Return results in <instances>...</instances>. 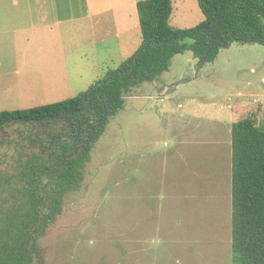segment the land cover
I'll list each match as a JSON object with an SVG mask.
<instances>
[{"label": "rangeland", "instance_id": "1", "mask_svg": "<svg viewBox=\"0 0 264 264\" xmlns=\"http://www.w3.org/2000/svg\"><path fill=\"white\" fill-rule=\"evenodd\" d=\"M137 11L132 4L109 12L126 27L120 39L92 38L83 19L73 33L63 27L61 36L32 43L28 34L1 40L0 112L76 97L104 79L143 44L133 26ZM204 19L197 0H173L172 27L194 28ZM192 53L176 55L154 83L126 96L92 149L83 186L67 195L63 213L41 238L36 264H134L137 256L139 264H232V124L256 112L264 129V44L233 42L199 73L190 68L159 109L140 114L151 101L136 100V88L158 92L153 85L178 81ZM12 131L0 132V141ZM136 190L144 197L139 204L132 203ZM163 190L177 192L165 230L153 231L143 247L131 245V225L146 223L139 215L163 200L153 199ZM110 191L132 193L107 198Z\"/></svg>", "mask_w": 264, "mask_h": 264}, {"label": "trees", "instance_id": "2", "mask_svg": "<svg viewBox=\"0 0 264 264\" xmlns=\"http://www.w3.org/2000/svg\"><path fill=\"white\" fill-rule=\"evenodd\" d=\"M205 19L170 25L173 0H139L143 44L76 97L0 112V264H36L39 244L81 189L95 143L126 96L191 50L203 67L233 42L264 44V0H197ZM192 39L191 45L186 43ZM232 264H264V129L256 112L232 124ZM4 147V151L1 148Z\"/></svg>", "mask_w": 264, "mask_h": 264}, {"label": "crops", "instance_id": "3", "mask_svg": "<svg viewBox=\"0 0 264 264\" xmlns=\"http://www.w3.org/2000/svg\"><path fill=\"white\" fill-rule=\"evenodd\" d=\"M132 4H135V8H137V2H135V0H0V42L5 38L11 37V35L17 36L28 34L27 41L28 43H32L36 40H41V38L44 39L46 36L53 33H58L57 36H61L63 27L67 30V33H73L76 30V27H74L75 22L83 19L90 23L92 38H94L96 33L99 37L104 38L114 35L120 39L123 32L126 30V27L119 23L116 24L115 20H112L110 17L109 12H112L117 8H127V6ZM133 26L135 28H140L139 15L137 19H135ZM174 58L175 56L172 60ZM186 59L188 66L185 67L184 72L178 81L173 83H162L160 87L153 85L152 89L155 87L160 88L158 92H153V90L149 92L150 89L143 90L142 86L136 88L137 90L134 95H132L136 100L146 99L151 101L149 106H140V114L147 113V109L149 108L155 109L157 107L159 109L164 99H170L177 93L178 88L181 86L180 81L185 78L188 70L198 66V61L193 53L191 57H187ZM200 70L201 67H199L197 72L199 73ZM152 83H154V81ZM172 85H174V90L172 87H169ZM163 112L168 113L167 110H164ZM165 191L166 190L156 193L157 197L153 199L163 200H152L148 207V214L144 216L142 214L139 215L141 217L140 221H146L145 224L140 225L138 223V228L135 229L133 228V225H131L133 224L131 222L130 225L132 229H130L132 230V234H134L131 245L134 244L139 245L138 247H143L151 236H156L153 231L158 230L160 232V230H165L166 217L169 216L167 215V212H169V210L172 212L175 209V202L172 201V199L174 200V197H176L175 194H177V192L173 193L172 191ZM111 192L112 191L108 193ZM131 193L132 191H114L112 192V194H114L112 197H106L118 198L117 196L119 195H129ZM133 193L135 196L132 195V198L134 197L135 201L132 203L139 204V202L144 199L143 193L138 190ZM157 210H159L158 215L155 212ZM160 219H162V223L160 222ZM148 230L152 231V234L149 236L146 234ZM143 258H145V256ZM140 259H142V257H134L132 263L139 264Z\"/></svg>", "mask_w": 264, "mask_h": 264}]
</instances>
